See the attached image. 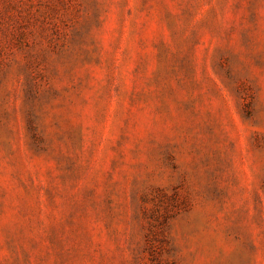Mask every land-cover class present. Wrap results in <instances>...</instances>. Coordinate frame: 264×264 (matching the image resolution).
<instances>
[{"label":"rangeland","instance_id":"rangeland-1","mask_svg":"<svg viewBox=\"0 0 264 264\" xmlns=\"http://www.w3.org/2000/svg\"><path fill=\"white\" fill-rule=\"evenodd\" d=\"M0 264H264V0H0Z\"/></svg>","mask_w":264,"mask_h":264}]
</instances>
